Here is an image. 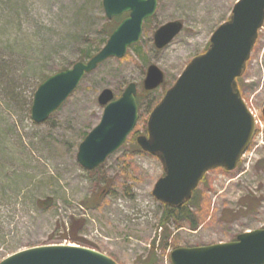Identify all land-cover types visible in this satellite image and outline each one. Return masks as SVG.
<instances>
[{
	"label": "rangeland",
	"instance_id": "374dc122",
	"mask_svg": "<svg viewBox=\"0 0 264 264\" xmlns=\"http://www.w3.org/2000/svg\"><path fill=\"white\" fill-rule=\"evenodd\" d=\"M237 1L157 0L139 42L123 58H110L85 75L55 113L35 124L30 109L37 87L94 56L110 21L102 0H0V261L32 247L73 244L116 264H171L176 248L233 242L263 227L264 24L237 84L258 125L236 169L212 170L199 184L203 214L195 231L186 224L160 228L162 204L151 192L163 176L161 164L130 141L133 134L146 135L155 101L207 50ZM176 21L181 32L155 49V31ZM150 65L162 71L164 85L146 92L142 84ZM130 83L141 99L133 132L99 168L85 171L76 154L101 119L98 96L109 89L116 99Z\"/></svg>",
	"mask_w": 264,
	"mask_h": 264
},
{
	"label": "water",
	"instance_id": "95a60500",
	"mask_svg": "<svg viewBox=\"0 0 264 264\" xmlns=\"http://www.w3.org/2000/svg\"><path fill=\"white\" fill-rule=\"evenodd\" d=\"M105 18L127 14L105 45L88 61L49 76L36 89L30 109L35 124L45 122L75 91L83 77L110 58L121 59L139 42L143 24L153 17L157 0H102ZM264 24V0H238L229 19L213 32L208 49L194 57L151 111L146 136L136 143L157 158L163 176L152 196L162 205L186 204L204 175L215 169H236L255 132V121L241 98L236 80L245 70ZM169 22L153 35L161 50L181 32ZM164 82L155 65L146 70L142 88L151 92ZM137 88L130 83L119 98L105 89L98 96L103 107L99 123L79 144L76 160L85 171L102 165L127 140L137 122ZM264 121V105L261 111ZM171 264H264V225L236 236L233 242L176 248ZM0 264H116L108 256L81 246L49 245L9 255Z\"/></svg>",
	"mask_w": 264,
	"mask_h": 264
},
{
	"label": "trees",
	"instance_id": "16d2710c",
	"mask_svg": "<svg viewBox=\"0 0 264 264\" xmlns=\"http://www.w3.org/2000/svg\"><path fill=\"white\" fill-rule=\"evenodd\" d=\"M121 19L122 18L113 19L110 22H107L105 24V26L103 27V33L106 35V39L104 40L103 44L106 43L108 37L110 36L112 31L116 28V26L121 21ZM148 22H149V20L145 21L144 24H147ZM239 81H240V78L237 79V84ZM140 100H141L140 96L136 95V102H137L138 106L141 102ZM157 104H158V101H155V104L153 105V107H151L150 110L152 111V109ZM150 110H149V114L151 112ZM132 138H134V139H132L130 141L133 144H134V142L136 144V138H137L136 134H133ZM136 147L139 148L137 145H136ZM204 178H205V176H204ZM204 178H203V180H204ZM45 204L46 203H44L43 205H45ZM240 206L242 209L248 208L247 203L242 202L240 204ZM193 210L196 211L197 213L193 212ZM202 214H203V204H200V200L197 198L196 190H195L192 194L191 199L186 204H184L180 207L170 208V207L162 205V214L160 216L159 226H160V228H163L166 230V226L169 224H173L176 229L182 228V227H184V224H186L190 230L195 231L198 228L199 224L201 223L198 215L202 216ZM165 239H168V238L166 237ZM64 240H66V238H64ZM68 240L70 242L72 241V243H75V241H76V239L73 237H69Z\"/></svg>",
	"mask_w": 264,
	"mask_h": 264
}]
</instances>
